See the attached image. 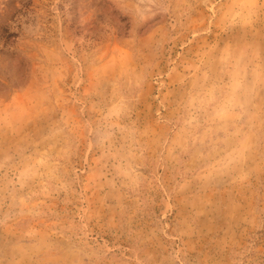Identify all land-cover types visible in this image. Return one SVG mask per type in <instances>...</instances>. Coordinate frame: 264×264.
Listing matches in <instances>:
<instances>
[{
	"label": "rangeland",
	"instance_id": "rangeland-1",
	"mask_svg": "<svg viewBox=\"0 0 264 264\" xmlns=\"http://www.w3.org/2000/svg\"><path fill=\"white\" fill-rule=\"evenodd\" d=\"M0 264H264V0H0Z\"/></svg>",
	"mask_w": 264,
	"mask_h": 264
}]
</instances>
